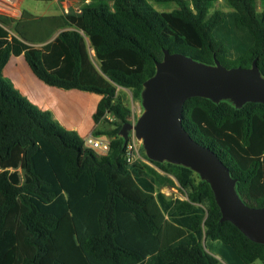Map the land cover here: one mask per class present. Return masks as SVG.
Returning <instances> with one entry per match:
<instances>
[{"label":"trees","instance_id":"trees-1","mask_svg":"<svg viewBox=\"0 0 264 264\" xmlns=\"http://www.w3.org/2000/svg\"><path fill=\"white\" fill-rule=\"evenodd\" d=\"M82 1L77 14L0 16V264H217L204 238L231 246L246 264H264V244L222 222L210 184L192 169L127 160L121 134L132 111L118 92L140 100L165 50L229 69L256 61L264 78L257 9L264 0H225L231 11L213 13L216 0ZM153 3L178 9L160 12ZM21 56L44 84L102 97L95 128L118 119L114 129L93 132L110 138L107 155L85 147L4 77ZM183 126L230 169L242 201L264 207V104L194 97ZM173 178L187 199L163 192L176 186Z\"/></svg>","mask_w":264,"mask_h":264},{"label":"water","instance_id":"water-1","mask_svg":"<svg viewBox=\"0 0 264 264\" xmlns=\"http://www.w3.org/2000/svg\"><path fill=\"white\" fill-rule=\"evenodd\" d=\"M194 97L215 103L231 100L237 108L247 103L264 104V78L256 61L251 68L229 69L219 61L205 65L165 50L156 75L145 84L146 112L135 125H125V138L127 128L133 129L143 140L151 161L182 165L199 173L214 192L222 222H231L251 241L264 244V207L246 205L237 193V180L230 169L183 126L184 105Z\"/></svg>","mask_w":264,"mask_h":264},{"label":"crops","instance_id":"crops-1","mask_svg":"<svg viewBox=\"0 0 264 264\" xmlns=\"http://www.w3.org/2000/svg\"><path fill=\"white\" fill-rule=\"evenodd\" d=\"M25 1H22V7ZM22 57L24 58V56L12 57L4 74L7 75L8 70L14 63L16 64L14 69H19V64L16 61L21 60ZM26 64H22L21 69L25 68H23L25 74L28 75L30 82H34L33 84L36 87L26 86L21 78L17 77L16 74H11V81L16 88L41 110L50 111L53 119L65 129L78 132L82 138L93 134V129L95 128L93 115L97 111L102 97L82 91V93L65 92L64 90L50 87L37 79L28 64L27 66ZM88 120L89 122H87ZM203 245L207 252L218 259L217 264H246L231 246L222 241L204 238Z\"/></svg>","mask_w":264,"mask_h":264},{"label":"rangeland","instance_id":"rangeland-1","mask_svg":"<svg viewBox=\"0 0 264 264\" xmlns=\"http://www.w3.org/2000/svg\"><path fill=\"white\" fill-rule=\"evenodd\" d=\"M84 5H85V3L82 0H47V1L26 0L24 2V6L22 7V10L28 11V12L36 15V16H60V15H67V14H71V13H75V14L81 13V9L83 8ZM153 6L155 7V9H157L160 12H172V11L178 9V6L175 4L159 5V4L153 3ZM257 9L259 12L264 11V3L261 1H258ZM215 11L229 12V11H231V9L228 7L225 0H216L213 8L211 9V13H213ZM10 31L12 34H15L13 28H10ZM89 52H90V56H91L94 64L97 67H99V62L96 59L94 51L92 49H90ZM14 59L16 60V58H14ZM16 63L19 64L20 68L14 69V66L16 65L14 63V65H12V67L8 70L7 75L4 74V77L8 80H12L10 75L16 74L17 77H19L23 80V82L26 86H29L32 88L36 87L33 84L34 82L33 81L30 82L28 75L25 74V72H24L25 68L23 67L24 69L23 68L21 69L22 64H26L24 58L22 57L21 60H17ZM26 66H27V64H26ZM64 91L68 92L66 90H64ZM71 92L82 93L81 91H78V90H71ZM118 92H119L120 96L122 97V99L124 100V102L131 108V111H132V115H131V118L129 119L128 124L135 125L138 122L139 118L146 112V109H145L144 104H143V96L140 100H135L133 98V94H132L131 90L124 89L121 87L118 88ZM87 122H89V120ZM117 123H118V119L115 116L110 115L109 119L106 122H102L100 124V126H97V128H94L93 132L95 130L108 131L110 129H114L115 124H117ZM123 130H124V128H123ZM121 135L123 137H125V132L122 131ZM126 140H127V144L132 143L134 141L136 143V149H135V151H133V159L132 160H141V161L149 163L150 159L148 158L147 150L145 148L144 142L142 139H139L136 136V133L133 129L127 128ZM195 173H196V177L199 176L200 179H202L201 176L199 175V173H197V172H195ZM20 174H21L22 182H24V171L21 170ZM174 181L176 182V186L175 187H166L163 189V192L166 193L170 197H180L183 199H187V194L180 189L179 184L175 179H174ZM257 264H262V263L258 262Z\"/></svg>","mask_w":264,"mask_h":264},{"label":"built area","instance_id":"built-area-1","mask_svg":"<svg viewBox=\"0 0 264 264\" xmlns=\"http://www.w3.org/2000/svg\"><path fill=\"white\" fill-rule=\"evenodd\" d=\"M23 0H0V16H6L12 19H20ZM85 147L95 151L100 155H107L111 148V140L106 136L96 137L93 134H89L84 137ZM136 149L135 141L127 145V160L135 161L133 159V151ZM147 163V162H146ZM153 166L150 162L148 163Z\"/></svg>","mask_w":264,"mask_h":264}]
</instances>
